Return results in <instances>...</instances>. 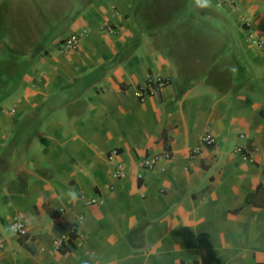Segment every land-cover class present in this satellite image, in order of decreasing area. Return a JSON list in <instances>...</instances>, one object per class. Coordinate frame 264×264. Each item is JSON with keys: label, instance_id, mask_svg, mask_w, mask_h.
Segmentation results:
<instances>
[{"label": "crops", "instance_id": "obj_1", "mask_svg": "<svg viewBox=\"0 0 264 264\" xmlns=\"http://www.w3.org/2000/svg\"><path fill=\"white\" fill-rule=\"evenodd\" d=\"M222 1L0 0V264H264V0Z\"/></svg>", "mask_w": 264, "mask_h": 264}, {"label": "built area", "instance_id": "obj_2", "mask_svg": "<svg viewBox=\"0 0 264 264\" xmlns=\"http://www.w3.org/2000/svg\"><path fill=\"white\" fill-rule=\"evenodd\" d=\"M221 3L222 4L228 3L233 10L239 12L243 26L248 32V37H253L256 35V29L253 27L247 11L242 6L234 3L232 0H223ZM104 30L109 33L117 32V29L114 28L113 26H106L104 27ZM85 33H86L85 31H79V32H73L72 34L68 35L60 42L59 45L60 50L62 52H68L77 49ZM257 42H260L259 38L257 39ZM169 81L170 80L168 78H165L164 76L161 75L150 76L148 79V83L144 87L139 88L137 90L136 95L141 101H144L146 97L157 94L160 89H162L163 87L169 84ZM216 143H217L216 137L212 133L206 132L205 134H203L198 144L195 146L194 153L199 154L207 147H214ZM242 150H243V146H239L236 149V151H242ZM115 153L116 152H113L111 154L110 156L111 159H113ZM163 155H164L163 157H170L169 152H165ZM161 158L162 155L146 157L143 160V165L147 169H153L157 166ZM125 172H126L125 165L122 162H118L114 170L115 176L122 177L125 174ZM80 198L84 201L86 205L102 203L104 201L100 197L88 196L85 193L80 194ZM83 219L84 216L83 215L80 216L79 222H83ZM11 227L20 236H25L28 233L26 223L18 217L11 220ZM69 239L70 236L67 233H62L59 236L55 237L54 238L55 249L60 250ZM4 245H5V241L0 239V246L3 247Z\"/></svg>", "mask_w": 264, "mask_h": 264}, {"label": "clouds", "instance_id": "obj_3", "mask_svg": "<svg viewBox=\"0 0 264 264\" xmlns=\"http://www.w3.org/2000/svg\"><path fill=\"white\" fill-rule=\"evenodd\" d=\"M207 3H208V0H197V4L201 6L207 5Z\"/></svg>", "mask_w": 264, "mask_h": 264}]
</instances>
